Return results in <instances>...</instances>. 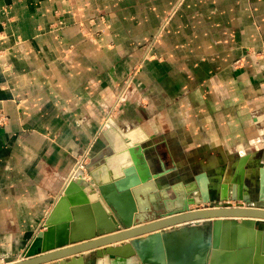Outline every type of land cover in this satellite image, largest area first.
Returning <instances> with one entry per match:
<instances>
[{
  "label": "crops",
  "instance_id": "0c3cea01",
  "mask_svg": "<svg viewBox=\"0 0 264 264\" xmlns=\"http://www.w3.org/2000/svg\"><path fill=\"white\" fill-rule=\"evenodd\" d=\"M0 114V264L42 253L82 158L113 197L164 173L154 211L179 184L257 201L264 0H0Z\"/></svg>",
  "mask_w": 264,
  "mask_h": 264
},
{
  "label": "water",
  "instance_id": "95a60500",
  "mask_svg": "<svg viewBox=\"0 0 264 264\" xmlns=\"http://www.w3.org/2000/svg\"><path fill=\"white\" fill-rule=\"evenodd\" d=\"M112 123L110 118L102 130ZM84 172L80 168L72 177L48 216L39 234L42 253L6 264L58 259L57 264H86L90 259L92 264H264V170L257 201L228 193L227 185L214 187L215 195L213 188L201 187L197 194L179 184L166 207L157 211L150 210L148 197L155 183L168 184L164 173L121 181L122 191L113 197L105 185L98 190ZM202 203L210 206L201 208ZM84 215L92 219L88 226L79 224ZM81 238L88 241L78 243ZM86 251L92 253L72 258Z\"/></svg>",
  "mask_w": 264,
  "mask_h": 264
},
{
  "label": "rangeland",
  "instance_id": "374dc122",
  "mask_svg": "<svg viewBox=\"0 0 264 264\" xmlns=\"http://www.w3.org/2000/svg\"><path fill=\"white\" fill-rule=\"evenodd\" d=\"M236 64H239V62H237ZM128 84L126 83L127 86H128ZM127 93H128V90L127 91H124V96L122 95L123 97H120L119 98V102L122 103L127 98ZM2 123H4V122H2ZM92 148H93V146H90L89 155L92 153V151H91V150H93ZM79 160H81V159H79ZM81 166L83 167V169L85 171V169H86V162H82L81 163ZM78 170H79L78 167L74 169L75 172L73 171L74 172L73 175H72L73 177L75 176V174L77 173ZM230 201H231L232 205H237V202L236 201H233V200H230ZM215 202L222 203V205H226L227 204L225 201H219V200L216 201L215 200ZM240 202L242 203L244 201H240ZM208 206H210V203H207V204L206 203H202V204L199 205V207H201V208H205V207H208ZM193 207H196V205L195 206L193 205ZM175 227H177V226H175Z\"/></svg>",
  "mask_w": 264,
  "mask_h": 264
},
{
  "label": "built area",
  "instance_id": "2783aa9c",
  "mask_svg": "<svg viewBox=\"0 0 264 264\" xmlns=\"http://www.w3.org/2000/svg\"><path fill=\"white\" fill-rule=\"evenodd\" d=\"M5 118H6L5 116H2V115L0 114V123H2V122H3V119H5ZM89 150H90V147L88 148V150H87L86 153H85L86 158L89 157ZM82 162H86V160H85L84 158H82L81 160L78 159V161H77L78 169H80V168L82 167V166L80 165V163H82ZM79 165H80V167H79ZM82 169H83V167H82Z\"/></svg>",
  "mask_w": 264,
  "mask_h": 264
},
{
  "label": "bare ground",
  "instance_id": "6f19581e",
  "mask_svg": "<svg viewBox=\"0 0 264 264\" xmlns=\"http://www.w3.org/2000/svg\"><path fill=\"white\" fill-rule=\"evenodd\" d=\"M80 165H81V163H80ZM80 165H79V166H80ZM77 167H78V164H76V167H75V168H77ZM5 264H6V263H5Z\"/></svg>",
  "mask_w": 264,
  "mask_h": 264
}]
</instances>
